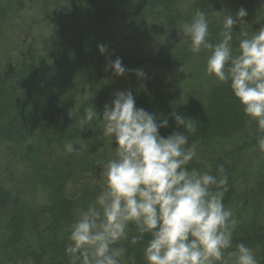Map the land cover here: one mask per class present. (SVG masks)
<instances>
[{
    "label": "trees",
    "instance_id": "1",
    "mask_svg": "<svg viewBox=\"0 0 264 264\" xmlns=\"http://www.w3.org/2000/svg\"><path fill=\"white\" fill-rule=\"evenodd\" d=\"M73 1L80 0H0L1 59L22 57L10 76L0 75V141L11 144L10 156L26 161L47 146L102 129L98 120L81 128L84 109L92 105L102 118L114 93L130 91L136 107L158 121L168 120V126L160 129L163 137L182 131L173 112L196 120L198 130L189 136V143L198 142V159L189 167L209 170L202 160L215 175L217 166L224 165L228 190L223 203L237 221L233 243L251 247L264 264V151L260 162L253 165L250 159V170L242 159L259 147L257 137L264 133L245 116L229 87L213 78L204 80L207 88L201 99L181 101L173 93L176 86H185L186 79L192 84L202 68L197 64L207 55L190 51L182 25L197 10L204 11L211 21L209 39L215 43L223 15L235 17L244 8L246 17L233 28L235 48L241 30H259L257 23L264 20L261 0H85L92 6L82 16V29L63 31L36 23L51 8L64 11L62 5ZM25 37L28 43H23ZM100 44L107 46L104 54L98 51ZM117 57L129 70L119 77L105 71ZM136 69H142L145 77L138 78ZM106 143L98 154L94 151L99 158L92 156L89 166L114 157L115 142ZM39 179L50 196L47 203L32 207L17 204L0 177V264H70L65 254L68 227L101 186L75 193L68 189L66 174ZM129 231L135 234L131 225ZM121 246L127 248L124 264H131L129 257L135 258V264H145L142 244Z\"/></svg>",
    "mask_w": 264,
    "mask_h": 264
},
{
    "label": "clouds",
    "instance_id": "2",
    "mask_svg": "<svg viewBox=\"0 0 264 264\" xmlns=\"http://www.w3.org/2000/svg\"><path fill=\"white\" fill-rule=\"evenodd\" d=\"M246 15L244 8L235 17L224 14L215 43L209 39L211 21L204 11L197 10L182 31L193 54L206 52V74L229 87L245 116L264 133V26L256 32L241 31L233 47V28ZM97 48L101 54L107 51L103 44ZM108 70L117 77L129 71L119 57L106 66ZM133 71L145 77L142 69ZM171 115L182 131L163 137L160 129L168 120L158 121L136 107L130 91L114 93L102 118L92 105L84 109L81 128L100 121L103 136L116 148L114 157L96 161L103 169L101 190L68 227L65 254L70 264H124L123 242L142 244L145 264H258L251 247L233 243L237 221L223 203L228 190L224 165L217 166L215 175L202 160L209 170L189 167L198 159V142L189 143L198 130L196 120ZM257 143L264 148V134ZM76 151L72 142L64 145L66 155ZM128 259L135 264L134 257Z\"/></svg>",
    "mask_w": 264,
    "mask_h": 264
},
{
    "label": "rangeland",
    "instance_id": "3",
    "mask_svg": "<svg viewBox=\"0 0 264 264\" xmlns=\"http://www.w3.org/2000/svg\"><path fill=\"white\" fill-rule=\"evenodd\" d=\"M95 5L97 4H93V6ZM90 6H92L91 2L85 0L66 3L62 5V7L66 8L64 11L51 8L48 14L45 17L38 18L36 23L39 25L48 24L63 31L82 29L85 26L82 16ZM257 24L259 29L264 26V20H259ZM30 25L33 26L32 24ZM151 28L152 27H149L147 32H150ZM28 41L29 38L25 37L23 43H28ZM235 43L238 44V40ZM21 58V55L16 54L11 60L4 61L0 56V75L4 77L10 76L13 69L20 64ZM196 64L197 63H194V66H196ZM198 65H200L199 68H202L199 70V75L193 78L192 84L190 80L186 79L185 86L179 85L173 90L178 100L185 101L191 98H202V94L207 88L204 83L210 76L207 75V78L204 76L206 73V59H203L197 66ZM209 79H212V77ZM112 84L113 81L111 79L109 85ZM106 141H108V139L103 136L102 129L98 131L95 130L92 131L90 135L80 136L73 140L64 139L59 143L47 146L41 153L34 155L26 161H18L17 157L13 159L9 154L11 144L0 141V177L7 188H9L16 197L17 204H26L32 207L47 203L50 196V192L39 179L41 176L46 177L52 174H54V176L56 174H66L70 178L68 189L75 193L97 185L101 186L103 183V169L98 167L96 162V165L89 166L90 162L88 160H90L92 156L96 159L99 158L95 156V152L98 154V152H100V145L103 144V147H105L107 145ZM68 142H72L77 147L78 151L66 155L64 152V145ZM263 151L264 148L258 147L247 152V156H243V162L249 165L248 170L253 167L252 163L254 165L261 161L263 158ZM250 159L253 160L252 163L249 162ZM100 160L107 159L102 158ZM239 187L240 184L236 185L237 193H240L241 189ZM257 260L258 264H260L258 257Z\"/></svg>",
    "mask_w": 264,
    "mask_h": 264
}]
</instances>
